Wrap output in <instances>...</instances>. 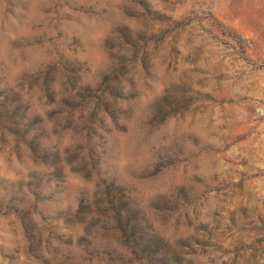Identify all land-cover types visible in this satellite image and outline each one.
Returning a JSON list of instances; mask_svg holds the SVG:
<instances>
[{
  "label": "rangeland",
  "instance_id": "rangeland-1",
  "mask_svg": "<svg viewBox=\"0 0 264 264\" xmlns=\"http://www.w3.org/2000/svg\"><path fill=\"white\" fill-rule=\"evenodd\" d=\"M0 264H264V0H0Z\"/></svg>",
  "mask_w": 264,
  "mask_h": 264
}]
</instances>
